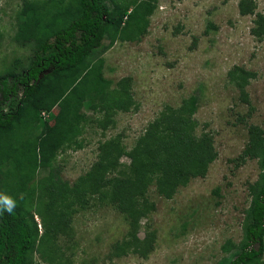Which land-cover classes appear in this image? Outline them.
I'll return each mask as SVG.
<instances>
[{"label":"trees","instance_id":"trees-1","mask_svg":"<svg viewBox=\"0 0 264 264\" xmlns=\"http://www.w3.org/2000/svg\"><path fill=\"white\" fill-rule=\"evenodd\" d=\"M238 8L240 15L257 18L251 35L264 37V17L256 12L255 0H240ZM155 9L156 0H22L13 40L30 53L24 64L15 61L0 73V264H34L36 254L46 264H65L58 240L67 236L73 215L94 205L112 207L128 220L125 237L112 247L113 257L130 252L145 259L156 239L154 233L137 238L140 219L155 209L149 187L171 199L179 187L206 176L216 153L212 136L195 132L194 95L180 107H165L129 151L119 137L110 138L99 143L86 173L72 184L60 178L57 159L68 149L84 147L86 129L94 125L104 134L118 110L133 107L126 79L111 88L101 53L118 41L138 40ZM227 76L249 104L244 88L253 74L233 67ZM56 108L59 114L53 113ZM86 108L93 115L87 116ZM123 157L128 164L120 163ZM238 159H255L259 174L248 184L242 238L227 264H260L264 130L259 126L248 125Z\"/></svg>","mask_w":264,"mask_h":264},{"label":"rangeland","instance_id":"rangeland-1","mask_svg":"<svg viewBox=\"0 0 264 264\" xmlns=\"http://www.w3.org/2000/svg\"><path fill=\"white\" fill-rule=\"evenodd\" d=\"M239 1L156 0L138 40L118 41L101 53L111 88L126 79L133 107L118 110L114 126L104 134L94 125L86 129L81 136L84 147L68 149L57 159L63 181L72 184L91 168L99 143L119 137L129 151L165 107H180L194 95L195 132L212 136L216 159L204 178L179 187L171 199L149 187L155 209L140 219L137 238L154 233L156 239L145 259L130 252L113 257L112 247L125 237L128 220L112 207L94 205L73 215L67 236L58 240L63 263L67 259L65 264H227L236 253L248 184L259 174L255 159L240 162L238 157L247 144L248 125L264 130V37L251 35L257 18L240 15ZM255 3L256 12L264 17V0ZM21 4L22 0H0V73L15 61L24 64L30 53L13 40ZM233 67L253 74L244 88L249 104L229 82L227 73ZM85 113L93 115L89 108ZM128 162L127 157L120 160ZM35 220L40 223L38 217ZM33 260L46 264L37 254ZM260 262L264 264V250Z\"/></svg>","mask_w":264,"mask_h":264},{"label":"clouds","instance_id":"clouds-1","mask_svg":"<svg viewBox=\"0 0 264 264\" xmlns=\"http://www.w3.org/2000/svg\"><path fill=\"white\" fill-rule=\"evenodd\" d=\"M7 210H8V211H11V207H8Z\"/></svg>","mask_w":264,"mask_h":264}]
</instances>
